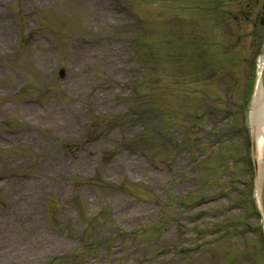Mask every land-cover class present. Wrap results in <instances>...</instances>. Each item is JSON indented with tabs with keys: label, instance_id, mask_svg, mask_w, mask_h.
I'll return each instance as SVG.
<instances>
[{
	"label": "rangeland",
	"instance_id": "1",
	"mask_svg": "<svg viewBox=\"0 0 264 264\" xmlns=\"http://www.w3.org/2000/svg\"><path fill=\"white\" fill-rule=\"evenodd\" d=\"M127 2L0 0V264H264L260 7Z\"/></svg>",
	"mask_w": 264,
	"mask_h": 264
},
{
	"label": "bare ground",
	"instance_id": "2",
	"mask_svg": "<svg viewBox=\"0 0 264 264\" xmlns=\"http://www.w3.org/2000/svg\"><path fill=\"white\" fill-rule=\"evenodd\" d=\"M11 31L12 28L8 24L0 26V35L3 38H6ZM263 59L261 60V64L263 62ZM248 117L250 125L253 127L257 134L258 160L260 163L264 159V97L263 92L260 90V88H257L255 94L253 95L251 110Z\"/></svg>",
	"mask_w": 264,
	"mask_h": 264
},
{
	"label": "water",
	"instance_id": "3",
	"mask_svg": "<svg viewBox=\"0 0 264 264\" xmlns=\"http://www.w3.org/2000/svg\"><path fill=\"white\" fill-rule=\"evenodd\" d=\"M259 84H260V87L263 91V94H264V66L262 68V71H261V76H260V80H259ZM255 139H254V151L256 153V143H255ZM259 203H260V207H261V211L263 213V217H264V172L262 173L261 175V184H260V191H259Z\"/></svg>",
	"mask_w": 264,
	"mask_h": 264
}]
</instances>
